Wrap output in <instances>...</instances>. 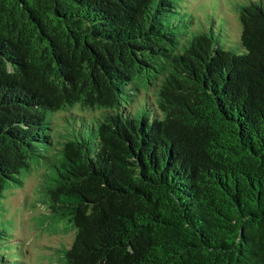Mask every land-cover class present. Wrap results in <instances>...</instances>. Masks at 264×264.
<instances>
[{"label":"trees","instance_id":"16d2710c","mask_svg":"<svg viewBox=\"0 0 264 264\" xmlns=\"http://www.w3.org/2000/svg\"><path fill=\"white\" fill-rule=\"evenodd\" d=\"M180 1L0 0V199L45 165L65 264H264V0L230 45Z\"/></svg>","mask_w":264,"mask_h":264},{"label":"rangeland","instance_id":"374dc122","mask_svg":"<svg viewBox=\"0 0 264 264\" xmlns=\"http://www.w3.org/2000/svg\"><path fill=\"white\" fill-rule=\"evenodd\" d=\"M177 1L181 8V1ZM241 1L245 0H187L185 6L200 15L194 17L196 28L210 27L209 30L215 31L212 30L221 44L230 45L231 39L235 38L241 29L238 13V3ZM187 8L183 7L188 10ZM152 92L153 89H150L147 93L149 100L154 98ZM99 113L100 111L86 110L76 105L56 111L55 124L64 130V126L69 124L72 117L91 118ZM47 171L45 165L36 166L33 162V170L25 176L24 184L7 190L0 199V227H6L12 234V245L18 246L15 249L21 256L15 252V264H65L60 249L70 246L74 232H52L54 220L51 218L50 225L47 221L41 226L45 214L50 212L49 207L40 201L44 197L41 185L45 182ZM63 223L64 220L60 225Z\"/></svg>","mask_w":264,"mask_h":264}]
</instances>
